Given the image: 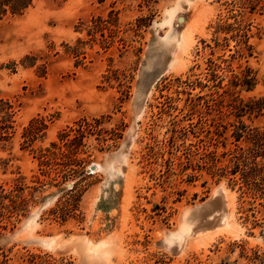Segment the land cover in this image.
Returning <instances> with one entry per match:
<instances>
[{
  "label": "rangeland",
  "instance_id": "obj_1",
  "mask_svg": "<svg viewBox=\"0 0 264 264\" xmlns=\"http://www.w3.org/2000/svg\"><path fill=\"white\" fill-rule=\"evenodd\" d=\"M236 9L33 0L0 18V99L17 120L0 143V264H264V210L199 168L233 147L231 124L264 126V106H246L264 98V0ZM218 23L248 24L251 48ZM33 117L47 127L26 142Z\"/></svg>",
  "mask_w": 264,
  "mask_h": 264
},
{
  "label": "trees",
  "instance_id": "obj_2",
  "mask_svg": "<svg viewBox=\"0 0 264 264\" xmlns=\"http://www.w3.org/2000/svg\"><path fill=\"white\" fill-rule=\"evenodd\" d=\"M258 3L259 0H230V4L237 7L238 14L247 10L252 12ZM32 4L33 0H0V18L8 13L12 15L21 14ZM95 20H98L99 23H95L88 28V34L92 36L93 40L96 33L101 36V17ZM247 30H249L248 24L240 27L239 24L235 23H218L215 26V32L218 33L234 31L233 36L239 37L238 42L244 43L246 49H250L251 45L248 44ZM82 43L83 41L78 40L77 45L69 46V51L76 58L77 64L85 58ZM208 61L211 62V60ZM233 77L238 79L235 74H233ZM236 79L233 80L234 85L238 83ZM242 83L250 87L251 79L245 78ZM179 85L185 88H194L196 80L187 78L180 81ZM246 106L251 111L260 110L264 106V98L250 99ZM231 125H233L230 134L233 138V147L220 153L217 150H206L199 156V168H205L210 176L216 178L217 181L222 178L227 179L228 186L238 192V199L242 203H247V210L255 214L260 210H264V126L262 128L259 126L250 127L242 121ZM46 127L47 124L43 118H31L28 126L24 129L25 141L35 140L39 131ZM16 130V111L12 102L8 99H0V143L10 141ZM71 142L72 140H69L64 144L68 146ZM51 146L55 147L56 143H51ZM42 156L45 157L46 153H42ZM36 258L37 256H33L30 260L18 264H41V262L36 261Z\"/></svg>",
  "mask_w": 264,
  "mask_h": 264
},
{
  "label": "bare ground",
  "instance_id": "obj_3",
  "mask_svg": "<svg viewBox=\"0 0 264 264\" xmlns=\"http://www.w3.org/2000/svg\"><path fill=\"white\" fill-rule=\"evenodd\" d=\"M190 222V221H189Z\"/></svg>",
  "mask_w": 264,
  "mask_h": 264
}]
</instances>
